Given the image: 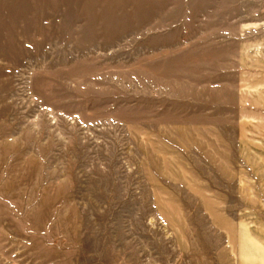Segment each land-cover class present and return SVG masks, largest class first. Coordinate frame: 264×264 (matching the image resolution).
Listing matches in <instances>:
<instances>
[{"label": "rangeland", "instance_id": "obj_1", "mask_svg": "<svg viewBox=\"0 0 264 264\" xmlns=\"http://www.w3.org/2000/svg\"><path fill=\"white\" fill-rule=\"evenodd\" d=\"M0 264H264V0H0Z\"/></svg>", "mask_w": 264, "mask_h": 264}, {"label": "crops", "instance_id": "obj_2", "mask_svg": "<svg viewBox=\"0 0 264 264\" xmlns=\"http://www.w3.org/2000/svg\"><path fill=\"white\" fill-rule=\"evenodd\" d=\"M168 7H169V6H168ZM159 20H160L159 18L156 19L157 22H158ZM150 29H151V28H148L147 33H149Z\"/></svg>", "mask_w": 264, "mask_h": 264}]
</instances>
